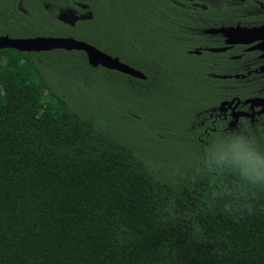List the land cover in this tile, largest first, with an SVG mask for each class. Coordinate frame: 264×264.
I'll list each match as a JSON object with an SVG mask.
<instances>
[{
	"label": "trees",
	"instance_id": "16d2710c",
	"mask_svg": "<svg viewBox=\"0 0 264 264\" xmlns=\"http://www.w3.org/2000/svg\"><path fill=\"white\" fill-rule=\"evenodd\" d=\"M66 10L88 17L69 25ZM189 12L170 0H0V35L71 37L144 76L89 66L80 51L0 49V264H264V187L209 166L224 141L190 127L241 87L226 78L224 92L210 75L235 62L192 53L206 41ZM60 54L118 92L71 95L47 60ZM106 116H135L141 134Z\"/></svg>",
	"mask_w": 264,
	"mask_h": 264
},
{
	"label": "flooded vegetation",
	"instance_id": "af4514ba",
	"mask_svg": "<svg viewBox=\"0 0 264 264\" xmlns=\"http://www.w3.org/2000/svg\"><path fill=\"white\" fill-rule=\"evenodd\" d=\"M170 1L177 8L189 9L190 19L194 23L192 31L206 41V44L194 48L192 53L200 54L201 50H205L226 58L222 60L223 63L228 60L235 62L231 65L235 71L233 75L211 73V77L223 80L233 77L241 87L239 95L228 96L229 94L222 93L215 104L206 106L199 112L196 111L193 116H196L199 127L203 128V132L218 130L220 134L224 130L249 122L253 132L257 135H264V105L258 100L264 97V33L257 37L244 31L229 32L228 35L212 31L219 28L250 30L264 26V0ZM77 5L83 9L87 8L85 4ZM180 11L181 9L178 10V13ZM62 12H71L77 16L74 21L85 18L82 17L84 16L82 13L77 14L71 10ZM74 21L66 24L72 25ZM232 40L252 41L230 43L229 41ZM220 69L222 68L220 67ZM235 81L233 80V82ZM228 84V80L222 82L224 92L228 88ZM245 87L249 89L243 91ZM212 102L214 103V101ZM203 113H207L208 117H204ZM197 116L202 117L198 118Z\"/></svg>",
	"mask_w": 264,
	"mask_h": 264
},
{
	"label": "rangeland",
	"instance_id": "374dc122",
	"mask_svg": "<svg viewBox=\"0 0 264 264\" xmlns=\"http://www.w3.org/2000/svg\"><path fill=\"white\" fill-rule=\"evenodd\" d=\"M84 16L82 17H87V13L83 14ZM58 19L65 22V23H72L77 16H74L71 12H60L58 14ZM52 37V36H50ZM53 37H61V36H53ZM72 57V56H70ZM68 56H63V55H58V56H53L49 57L48 56V62L53 66L56 67L58 72H60V76L66 80L68 84L74 83L73 85L75 86V89L73 91H69L71 95H77L79 98H84L86 96L81 95L79 92L80 88H87L90 92L88 95L97 97L99 100H103V97L110 100L112 97L105 96L104 91L108 90L109 94L113 95L118 92L119 88L116 86H112L110 83L105 82L99 74H88V73H82L80 71H77L73 68L70 69V66L68 67L67 65L71 62V58ZM85 57V56H84ZM76 59H79V57L75 56ZM78 63V62H77ZM76 63V64H77ZM1 72V68H0ZM204 117H208L207 113L204 114ZM102 117V116H101ZM109 121L113 122L116 127L125 133H128L130 135L132 134H137L140 133L141 128L137 126H133L130 120H132L135 116H131L130 119L126 117H120V116H106ZM137 117V116H136ZM198 118L202 116H197ZM211 118V116H209ZM215 117V116H213ZM218 117V116H216ZM193 122L190 123V127H199V123L197 121L196 116L193 117ZM200 120V119H199ZM231 120V119H229ZM230 122V121H229ZM245 124L241 126H236L233 128H230L228 130H224L220 132L219 136L222 138L221 140L224 141V145L230 144L232 140V133H237L239 135L244 136L246 139L249 140H254L258 142V135L253 132L250 127V123L244 122ZM247 123V124H246ZM235 125V124H234ZM239 125V124H238ZM232 127V126H231ZM246 130V131H244Z\"/></svg>",
	"mask_w": 264,
	"mask_h": 264
},
{
	"label": "water",
	"instance_id": "95a60500",
	"mask_svg": "<svg viewBox=\"0 0 264 264\" xmlns=\"http://www.w3.org/2000/svg\"><path fill=\"white\" fill-rule=\"evenodd\" d=\"M212 31L220 32L224 35H228L229 32L244 31L251 33L257 37L263 35L264 26L259 28H253L250 30H240L237 28H219ZM238 34V33H237ZM252 40H232L230 43L237 42H251ZM11 48L18 51L25 52H41L51 50H64V51H80L84 54L86 62L89 66H100L107 70L116 71L133 78L143 79L144 76L138 70L127 64L119 61L117 57L110 56L109 54L97 49L96 47L71 37H50V36H36L31 38H9L7 36H0V49ZM261 104L264 105V97L258 99Z\"/></svg>",
	"mask_w": 264,
	"mask_h": 264
},
{
	"label": "clouds",
	"instance_id": "9594fccd",
	"mask_svg": "<svg viewBox=\"0 0 264 264\" xmlns=\"http://www.w3.org/2000/svg\"><path fill=\"white\" fill-rule=\"evenodd\" d=\"M230 144H217L207 151V163L228 167L248 184L264 187V149L244 136L232 133Z\"/></svg>",
	"mask_w": 264,
	"mask_h": 264
}]
</instances>
